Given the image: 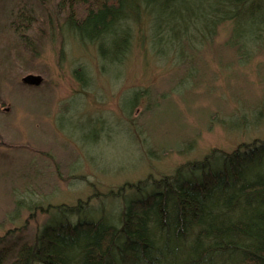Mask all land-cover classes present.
<instances>
[{"label":"trees","instance_id":"1","mask_svg":"<svg viewBox=\"0 0 264 264\" xmlns=\"http://www.w3.org/2000/svg\"><path fill=\"white\" fill-rule=\"evenodd\" d=\"M2 2L0 43L14 52L17 63L15 52H28L29 58L45 39L69 36L96 46L114 69L127 62L139 42L147 45L145 54L153 52L156 63L181 67L179 83L192 87L199 75L198 51L214 44L226 26L229 34L217 47L232 52L240 67L264 52V0ZM73 73L82 87L91 83L85 67ZM146 94L130 95L129 113ZM218 110L211 112L212 120ZM106 195H123V208L107 212L98 207L99 215L88 218L84 213L94 196L76 204L40 206L48 216L33 239L25 232L36 214L0 235V264H264V139L231 151L211 148L197 160L181 162L171 174H149Z\"/></svg>","mask_w":264,"mask_h":264},{"label":"rangeland","instance_id":"2","mask_svg":"<svg viewBox=\"0 0 264 264\" xmlns=\"http://www.w3.org/2000/svg\"><path fill=\"white\" fill-rule=\"evenodd\" d=\"M5 10L2 2L0 36ZM228 28L198 51L192 87L179 83L181 67L156 63L139 42L114 69L96 46L69 36L45 39L29 58L15 52L18 63L0 43V235L36 214L25 232L33 239L48 216L40 206L76 204L89 196L94 211L86 210L88 218L103 206L119 212L124 196L107 197L111 189L149 174H171L214 147L231 151L264 139V52L240 67L232 52L217 47ZM81 67L91 78L87 87L73 73ZM28 73L42 74L44 84L25 85ZM79 75L85 78V72ZM138 90L147 94L129 113L126 102Z\"/></svg>","mask_w":264,"mask_h":264},{"label":"water","instance_id":"3","mask_svg":"<svg viewBox=\"0 0 264 264\" xmlns=\"http://www.w3.org/2000/svg\"><path fill=\"white\" fill-rule=\"evenodd\" d=\"M22 81L24 84L29 86H39L43 83L44 77L42 74L28 73L22 78Z\"/></svg>","mask_w":264,"mask_h":264}]
</instances>
